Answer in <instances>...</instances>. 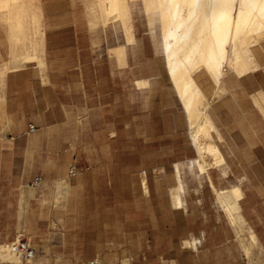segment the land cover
Wrapping results in <instances>:
<instances>
[{
  "label": "rangeland",
  "instance_id": "1",
  "mask_svg": "<svg viewBox=\"0 0 264 264\" xmlns=\"http://www.w3.org/2000/svg\"><path fill=\"white\" fill-rule=\"evenodd\" d=\"M95 1L74 0L76 11L89 17L95 56L105 62L110 58L121 66L126 58V63L132 64L133 92L136 85L147 87L142 103L148 106L147 130L122 131L115 159L105 172L91 173L81 184L89 194L87 203L96 202V191L108 198L100 199V209L88 205L87 213L74 216L78 227H83L71 232L72 238L83 244L79 250L107 262L176 264L182 244L187 249L198 244L197 236L192 240L183 237L187 227L222 222L236 228L251 264H261L264 249L249 223L264 222V93L259 91L264 88V70L244 81L237 77L263 68L264 36L260 35L264 25L257 24L243 34L240 46L248 66L242 72L231 64V57L228 60L235 44L232 31L214 32V45L218 48L223 42L228 53L221 63L224 75L218 77L203 62L189 64L182 50L198 36L197 25L206 26L199 34L203 37L211 33L216 19L225 17L215 14L225 11L220 0H194L184 8L187 15L176 18L168 33L163 31L160 3L148 8L146 0H128V17L112 7L104 17ZM103 2L110 4L109 0ZM233 4L234 17L246 3L235 0ZM249 4L252 11L259 12V22H264V6L253 7V0ZM7 11L0 9V14ZM127 22L132 25L133 38L128 36ZM181 61H186L195 87L204 94L197 119L190 117L174 76ZM141 75L146 78L134 83ZM229 76L228 88L225 79ZM251 89L256 91L253 97ZM134 98L139 100V95ZM242 195L245 197L239 200ZM1 249L4 258L14 264H40L37 257L22 262L7 245Z\"/></svg>",
  "mask_w": 264,
  "mask_h": 264
},
{
  "label": "crops",
  "instance_id": "2",
  "mask_svg": "<svg viewBox=\"0 0 264 264\" xmlns=\"http://www.w3.org/2000/svg\"><path fill=\"white\" fill-rule=\"evenodd\" d=\"M95 2L107 17L111 1ZM0 9H8L0 14V264H14L1 247L19 238L36 246L40 264H84L93 253L79 250L83 244L72 238V231L83 228L74 216L87 213L88 205L100 209L108 195L96 191V202L89 204L81 184L89 174L105 172L122 131L147 130L148 106L142 104L147 87L136 85L133 92L126 58L121 66L95 56L89 17L77 13L74 0H0ZM200 27L182 50L184 57L200 40ZM163 31L169 32L164 21ZM262 66L237 78L244 81ZM136 93L139 100L133 99ZM163 108L161 96V117ZM38 175L43 179L34 185ZM249 225L264 249V222ZM235 230L222 222L187 227L183 237L197 236L198 244L192 249L182 244L176 264H251Z\"/></svg>",
  "mask_w": 264,
  "mask_h": 264
},
{
  "label": "bare ground",
  "instance_id": "3",
  "mask_svg": "<svg viewBox=\"0 0 264 264\" xmlns=\"http://www.w3.org/2000/svg\"><path fill=\"white\" fill-rule=\"evenodd\" d=\"M110 1H111L112 9L116 10L118 12V14H120V15L122 14V15L127 16V17L129 16L127 0H110ZM193 1L194 0H146L148 8L149 7L152 8L157 3H160V5L163 6L162 16H163V21H164V27H165L166 31L169 28V32L172 30L171 25L176 18H184L187 15V13H184V8L187 7ZM234 1L235 0H220L219 1L220 2L219 6L221 8H224L225 11L223 10L224 11L223 13H220L217 11V13H215V14L225 15V17L223 16L224 20H223V18L222 19L220 18L219 19L220 21L216 19V21L214 23L215 26L213 28L211 27L212 28L211 33L209 35L207 34L205 38L200 37L201 38L200 40L193 41L192 43H193L194 48H191L190 54H185V58H184L191 65H196V64H200L201 62H203L204 64H206V66L208 68H210V70L212 72L216 73L218 77L224 75L221 63L223 62V58L225 56H228V53H227L226 47H224V45H223V42L220 43V45H218V48L214 45L213 38L216 37V36H214V32H216V31L220 32L219 30H222L223 33H224V31L228 32V30H229V32H230V30L232 31V34H230V35H233L232 37L234 38L233 41H235V44H234V50L232 51L233 55L229 56L228 60L231 57V59H230L231 64L236 69L240 70V72H242L241 69L247 67V65H248V62H247L245 55H244L245 50L243 51V49L240 46L241 42L243 40V34L245 36L249 32L248 30L255 25L257 27V24L258 25H261V24L264 25V22H262V23L259 22V17H260L259 12L258 11L254 12V11H252V9H250L252 5H250L249 3L252 0H244V2L246 3L245 6L243 8L239 9L238 16L233 17L232 10L234 8L233 7ZM200 3H198V4L200 5ZM210 3H212V2H210ZM168 4H170L171 8L169 6H167ZM210 6H211V4H210ZM254 6L259 8V9L263 8L264 0H253V7ZM189 14H191V13H189ZM215 14H213V15H215ZM239 14H240V16H239ZM217 15H215V17ZM262 16H264V12H263ZM249 18H251V19L249 20ZM221 20L224 22L221 25H219L221 23ZM211 26H213V25H211ZM126 27L128 28V31H130V25L126 24ZM205 27L201 26L198 29V32L200 34H202V32H204L206 30ZM209 31H208V33H209ZM226 32H225V36H226ZM262 33H263V35H260V37L264 36V31ZM170 61H172V60H170ZM185 62L186 61H181L180 66H179V64H177L178 67L176 68L177 70L174 73L175 74L174 76H175V79L177 80V83H178V85H177L178 90L182 94V96L184 97V99L186 100V102L188 104L187 111L189 112V115L191 118H195V117H199L201 114L197 108V104L203 99V97H202L199 89H197L195 87V82H194V80L191 77L190 72H189L190 71L189 66ZM175 65H176V63H175ZM172 68H174V67H172ZM210 147L212 148V146H210Z\"/></svg>",
  "mask_w": 264,
  "mask_h": 264
},
{
  "label": "built area",
  "instance_id": "4",
  "mask_svg": "<svg viewBox=\"0 0 264 264\" xmlns=\"http://www.w3.org/2000/svg\"><path fill=\"white\" fill-rule=\"evenodd\" d=\"M36 129L34 123H31L29 126V131ZM71 173L76 174L78 169L76 166L71 168ZM43 177L38 175L34 178L33 184L38 185L42 181ZM10 251L16 255L22 262L28 263L34 260L37 257V248L36 246L28 239H15L7 244ZM87 264H132L125 261H104L101 258L95 257L89 260Z\"/></svg>",
  "mask_w": 264,
  "mask_h": 264
}]
</instances>
